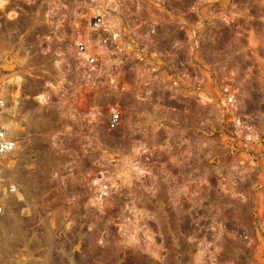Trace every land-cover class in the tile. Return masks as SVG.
<instances>
[{
    "label": "rangeland",
    "instance_id": "obj_1",
    "mask_svg": "<svg viewBox=\"0 0 264 264\" xmlns=\"http://www.w3.org/2000/svg\"><path fill=\"white\" fill-rule=\"evenodd\" d=\"M205 8L204 106L148 110L149 122L134 111L109 131L79 122L68 97L59 109L40 105L39 84L25 81L22 190L0 220V264H264V0ZM22 31L0 29L2 67L19 74L38 64ZM223 83L236 90L231 111L218 105ZM18 84L16 72L0 73V95ZM246 134L257 142L243 147ZM97 176L109 188L101 201Z\"/></svg>",
    "mask_w": 264,
    "mask_h": 264
},
{
    "label": "built area",
    "instance_id": "obj_2",
    "mask_svg": "<svg viewBox=\"0 0 264 264\" xmlns=\"http://www.w3.org/2000/svg\"><path fill=\"white\" fill-rule=\"evenodd\" d=\"M208 17L205 0H0V29L4 21L12 34L23 28L18 34L28 43L25 55L38 61L19 74L17 66L2 67L0 53V73L20 78L8 99L0 95V220L21 197L15 157L22 127L16 117L22 99L30 97L22 93L26 80L39 84L32 98L40 105L59 109L68 97L66 106L79 122L109 131L129 122L134 111L138 122H149L148 110H170L188 99L204 106L211 100L202 85ZM235 95L230 83L221 84L219 107L235 109ZM257 140L246 134L241 143ZM93 184L98 201L105 199L109 188L102 176Z\"/></svg>",
    "mask_w": 264,
    "mask_h": 264
},
{
    "label": "bare ground",
    "instance_id": "obj_3",
    "mask_svg": "<svg viewBox=\"0 0 264 264\" xmlns=\"http://www.w3.org/2000/svg\"><path fill=\"white\" fill-rule=\"evenodd\" d=\"M62 118V117H61Z\"/></svg>",
    "mask_w": 264,
    "mask_h": 264
}]
</instances>
